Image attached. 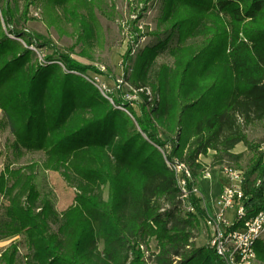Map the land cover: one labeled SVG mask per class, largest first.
<instances>
[{"label": "trees", "instance_id": "obj_1", "mask_svg": "<svg viewBox=\"0 0 264 264\" xmlns=\"http://www.w3.org/2000/svg\"><path fill=\"white\" fill-rule=\"evenodd\" d=\"M164 1L170 38L145 47L124 79L137 92L139 115L129 103H111L69 56L56 52L41 64L31 47L47 39L18 29L33 2L0 0V107L16 157L44 152V169L61 172L80 192L60 214L38 189L33 165H7L0 242L13 241L0 264H224L197 245L205 213L197 204V214L185 209L167 162L185 164L199 184L200 158L213 151L217 164L238 163L232 150L239 144L253 153L249 216L264 210V160L243 129L264 122V0ZM166 51L174 65L157 67ZM256 251L264 262V243Z\"/></svg>", "mask_w": 264, "mask_h": 264}, {"label": "rangeland", "instance_id": "obj_2", "mask_svg": "<svg viewBox=\"0 0 264 264\" xmlns=\"http://www.w3.org/2000/svg\"><path fill=\"white\" fill-rule=\"evenodd\" d=\"M7 1L13 4L14 0ZM31 1L33 5L30 6L28 21L25 26H19L18 29L40 34L47 39L44 43L31 47L39 62L46 64L45 59L57 57L56 52L69 56L87 69L85 79L95 83L102 95L104 91L112 100L114 98L123 103H129L140 115L137 104L140 100L137 92L134 91L132 84L124 79L127 75L130 78L135 72L139 55L145 47L170 38V24L162 20L165 1L150 0L146 6L138 3L139 0ZM48 41L52 42L53 47L46 45ZM176 43L177 37L174 35L171 47ZM129 50H131V56L124 62ZM174 62L172 54L166 51L157 58V67L173 66ZM61 66L65 70L62 64ZM121 108L127 111L124 107ZM130 117L132 118L131 115ZM188 125H190L189 120ZM243 129L249 140L261 147L264 143V122L243 126ZM15 141V136L9 128L5 127V114L0 107V174L7 165L15 168L33 165L35 167L33 175L38 189L52 195L55 208L60 214L76 206L80 192L61 172L44 169L42 164L46 160V154L25 150L24 157L18 160L13 149ZM168 150L170 151V147ZM232 153L242 156L238 163L227 158L221 164L247 170L253 158L252 151L244 144H239ZM215 155V152L210 151L208 156L200 158L204 166L213 170L212 179H200L201 190L209 201L214 200L210 198L209 191L213 189L217 192L218 187L225 182L224 178H219L216 172L220 164H217ZM209 183H212V186L208 187ZM101 197L103 200L108 199V187L101 188ZM4 203L0 195V208ZM53 229L56 231L57 225H54ZM204 231L202 224L196 242L198 246H205L207 243V235ZM12 241L3 242L0 253ZM151 249H156L155 242L151 243ZM21 253L25 255L26 248L23 247Z\"/></svg>", "mask_w": 264, "mask_h": 264}, {"label": "built area", "instance_id": "obj_3", "mask_svg": "<svg viewBox=\"0 0 264 264\" xmlns=\"http://www.w3.org/2000/svg\"><path fill=\"white\" fill-rule=\"evenodd\" d=\"M103 95L113 103L106 92L103 91ZM259 151L264 159V143ZM167 165L177 175L185 209L197 214V204L205 213L201 221L207 235L205 246L221 257L224 264H264L256 251L257 244L264 243V210L249 216V196L245 192L246 170L220 165L216 172L225 182L220 185L218 196L209 201L189 167L179 162H167ZM212 178L213 170L204 166L201 179ZM256 178V186L261 185V178Z\"/></svg>", "mask_w": 264, "mask_h": 264}, {"label": "crops", "instance_id": "obj_4", "mask_svg": "<svg viewBox=\"0 0 264 264\" xmlns=\"http://www.w3.org/2000/svg\"><path fill=\"white\" fill-rule=\"evenodd\" d=\"M202 183H203V182H202ZM209 184H210V185H208V187H209V186H212V185H211L212 183H209ZM219 192H220V186L218 187L217 192L214 191L213 189L210 190V191H209V195H211L210 198L215 199V198L218 196ZM208 197H209V196H208ZM0 243H3V242H0Z\"/></svg>", "mask_w": 264, "mask_h": 264}, {"label": "bare ground", "instance_id": "obj_5", "mask_svg": "<svg viewBox=\"0 0 264 264\" xmlns=\"http://www.w3.org/2000/svg\"><path fill=\"white\" fill-rule=\"evenodd\" d=\"M3 246V244L2 243H0V248Z\"/></svg>", "mask_w": 264, "mask_h": 264}]
</instances>
